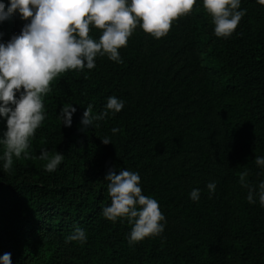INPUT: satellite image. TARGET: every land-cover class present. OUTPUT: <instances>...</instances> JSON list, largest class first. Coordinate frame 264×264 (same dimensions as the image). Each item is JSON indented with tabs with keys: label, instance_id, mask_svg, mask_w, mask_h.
Instances as JSON below:
<instances>
[{
	"label": "trees",
	"instance_id": "obj_1",
	"mask_svg": "<svg viewBox=\"0 0 264 264\" xmlns=\"http://www.w3.org/2000/svg\"><path fill=\"white\" fill-rule=\"evenodd\" d=\"M241 9L233 35L218 38L197 0L160 40L137 27L119 50L123 63L98 56L96 68L53 80L29 157H14L8 171L0 161V256L10 253L12 264H264V208L258 197L249 204L239 182L243 172L254 187L264 180L255 164L264 156V6L241 0ZM25 23L17 14L0 24V39ZM101 31L89 35L98 40ZM109 96L124 108L82 131L86 107L99 114ZM70 105L77 111L65 127L58 115ZM106 136L112 144L102 143ZM42 148L65 156L55 172L39 159ZM126 168L166 217L162 237L134 246L126 220L101 214L110 204L108 170ZM75 226L87 233L83 245L66 242Z\"/></svg>",
	"mask_w": 264,
	"mask_h": 264
},
{
	"label": "clouds",
	"instance_id": "obj_2",
	"mask_svg": "<svg viewBox=\"0 0 264 264\" xmlns=\"http://www.w3.org/2000/svg\"><path fill=\"white\" fill-rule=\"evenodd\" d=\"M200 3L211 17L218 38L231 37L247 11L241 9V0ZM256 3L264 6V0ZM196 4L197 0H9L7 4L0 0V24L17 14L26 21L20 34L6 43L0 39V118L6 121V130L0 133L3 170L11 168L14 157H29L30 141L45 120L43 97L51 91L54 79L69 70L96 68L98 56L123 63L119 50L127 47L137 27L160 40L169 34L173 22L190 15ZM91 28L102 30L98 40L89 35ZM124 106L123 99L109 96L104 110L94 114L89 104L81 119V130L99 127L97 121L110 114L115 116ZM76 111L73 105L62 108L58 118L63 126L71 127ZM111 132L116 134L120 129L113 127ZM100 139L105 145L112 144L110 137ZM39 159L47 161L45 169L52 173L65 156L57 151L49 156L42 148ZM255 164L264 169V156H256ZM247 176V172L241 173L239 182L248 189L249 204L256 203L258 197L264 208V180L254 187ZM105 181L110 204L102 208L101 214L113 223L126 220L131 225L130 246L146 238L162 237L166 217L156 199L142 194L138 172L126 168L117 174L109 169ZM206 187L210 194L215 193V182ZM200 195L198 188L189 193L193 202H198ZM87 239L85 230L75 226L66 242L83 245ZM0 264H12L11 254L0 256Z\"/></svg>",
	"mask_w": 264,
	"mask_h": 264
},
{
	"label": "rangeland",
	"instance_id": "obj_3",
	"mask_svg": "<svg viewBox=\"0 0 264 264\" xmlns=\"http://www.w3.org/2000/svg\"><path fill=\"white\" fill-rule=\"evenodd\" d=\"M45 222H46V223H43V226H44V227H47V226H48V224H47L48 222H47V221H45Z\"/></svg>",
	"mask_w": 264,
	"mask_h": 264
}]
</instances>
